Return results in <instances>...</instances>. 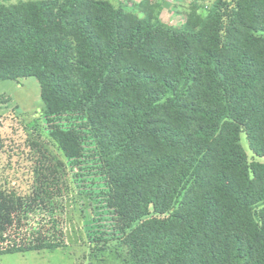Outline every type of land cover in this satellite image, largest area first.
<instances>
[{
  "label": "trees",
  "instance_id": "trees-1",
  "mask_svg": "<svg viewBox=\"0 0 264 264\" xmlns=\"http://www.w3.org/2000/svg\"><path fill=\"white\" fill-rule=\"evenodd\" d=\"M206 1L175 27L155 0L0 4V81L37 79L70 160L83 132L55 118L86 123L128 264H264V163L242 145L264 158V0ZM62 168L0 189V255L65 247Z\"/></svg>",
  "mask_w": 264,
  "mask_h": 264
},
{
  "label": "rangeland",
  "instance_id": "rangeland-1",
  "mask_svg": "<svg viewBox=\"0 0 264 264\" xmlns=\"http://www.w3.org/2000/svg\"><path fill=\"white\" fill-rule=\"evenodd\" d=\"M29 1L37 0H0V4ZM111 1L117 7L129 6V0ZM218 1L204 2V12L211 11ZM159 2L165 4L160 11L161 21L172 27L192 7V0ZM55 119L56 124L83 132L79 160L66 158L50 137V123L44 113L37 79L0 81V189L13 188L25 195L33 187L35 169L62 163L63 193L57 197L55 209L65 244L55 251L0 255V264H128L118 240L116 218L105 207L107 185L96 157V145L84 131L86 123L73 115ZM242 145L250 162L264 163V158L254 156L245 135ZM47 219L45 213L37 212L32 223L38 226Z\"/></svg>",
  "mask_w": 264,
  "mask_h": 264
},
{
  "label": "crops",
  "instance_id": "crops-1",
  "mask_svg": "<svg viewBox=\"0 0 264 264\" xmlns=\"http://www.w3.org/2000/svg\"><path fill=\"white\" fill-rule=\"evenodd\" d=\"M133 1L138 2L139 0H133ZM156 2L159 3L160 5L162 4L161 2H159V0H156ZM167 4H168V3H167ZM164 5H165V4L163 3V4L161 5V7L163 8Z\"/></svg>",
  "mask_w": 264,
  "mask_h": 264
}]
</instances>
